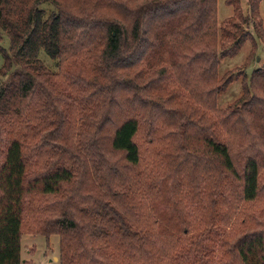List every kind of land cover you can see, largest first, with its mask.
I'll list each match as a JSON object with an SVG mask.
<instances>
[{
  "label": "trees",
  "instance_id": "trees-1",
  "mask_svg": "<svg viewBox=\"0 0 264 264\" xmlns=\"http://www.w3.org/2000/svg\"><path fill=\"white\" fill-rule=\"evenodd\" d=\"M49 1L56 10L42 6ZM65 1L0 0V41L10 40L0 44V264H22L25 223L59 235L60 264H264V220L247 229L241 203L264 195L262 155L238 167L214 129L247 122L212 100L218 0ZM226 1L234 14L222 38L239 45L261 0H249L247 18L241 0ZM41 49L72 68L50 71ZM256 76L264 95V74ZM148 97L187 108L172 133L141 144ZM249 136V150L264 138ZM108 141L134 173L108 179ZM66 183L80 190L69 194L79 214L29 205L27 195L66 192Z\"/></svg>",
  "mask_w": 264,
  "mask_h": 264
},
{
  "label": "rangeland",
  "instance_id": "rangeland-1",
  "mask_svg": "<svg viewBox=\"0 0 264 264\" xmlns=\"http://www.w3.org/2000/svg\"><path fill=\"white\" fill-rule=\"evenodd\" d=\"M65 3L70 6L69 2L66 0ZM75 3V0H73ZM240 11L243 17L247 18L250 16L249 13V0H241ZM218 12H217V25H216V67L215 72L217 74V82L215 84V93L212 96V100L215 103L216 110H224L226 113L235 112V118L245 117L246 115V126L236 125L232 128L216 126L215 130H222L219 133L221 139L226 137L229 138V144L232 148V153L235 158V162L242 168L243 163L246 160L248 154H256L254 150L261 153V177L262 179V191L264 193V138L256 140L252 145V149L249 150L247 144L249 143L250 136L253 134H263L264 127L262 122H264V95H263V85L259 82L254 84L256 75L264 74V0L260 2V11L255 20L246 21L241 23V28L243 30V36H246V40L239 45L235 44L233 37L223 39L224 29L227 32L232 30L230 18L234 14V7L232 4L227 3L226 0H218ZM42 6L50 12L56 10L57 7L51 1L43 3ZM146 24L151 27L152 23L146 21ZM256 28H255V26ZM257 29V30H256ZM0 44L4 47H9L10 40L7 35H4ZM40 57L42 58L45 66L52 72L61 73L63 69H71L72 64L67 61L61 60V58L50 57L44 49H41ZM4 63L3 55L0 52V68ZM162 65V64H160ZM160 67V66H159ZM164 67V64H163ZM164 68L162 72L152 74L151 76H160L164 72L167 74L171 71V67ZM160 69V68H159ZM59 73V74H60ZM3 76L0 72V82L3 80ZM157 79H152V83L146 84L147 95L150 90H152L156 83H159ZM165 82V81H164ZM81 87L83 81H79ZM92 88L86 89V93H89ZM144 95H146L144 93ZM92 96L94 95H87ZM214 97V98H213ZM124 107V106H123ZM174 105H165L161 103L158 99L148 97L144 105V110L142 109V115H140L141 120V134L139 143L143 144L144 139L147 135L156 134L160 139L164 138L167 133H172L176 123L180 121L183 116L179 109H186V105H179L174 108ZM205 108V107H203ZM249 110H252L249 112ZM115 111V109L113 110ZM113 113V112H112ZM123 115L125 116L128 112L123 110ZM252 113V114H251ZM213 114V113H212ZM251 114L255 120L252 123H248L247 115ZM183 121L187 124L186 119ZM166 122V123H164ZM261 126L260 128L258 126ZM226 135V137L224 136ZM242 139L243 143L246 145V149L240 148L238 140ZM241 141V142H242ZM242 146V147H243ZM247 150V151H245ZM108 153L110 157L111 167L108 168L106 175L109 176L108 179H117L114 176L117 172L120 174H126V171L130 169L129 173H134L132 168L126 161L122 158L120 152L114 151L110 148L109 141L105 147V154ZM107 155V154H106ZM150 153L146 151L144 154V159L147 162L150 159ZM67 187V188H66ZM66 192L64 190L58 193L52 194H42L40 192H35L27 195V201L29 205L34 208L35 206L49 207L51 210H63L69 209L70 212L80 213L81 206L79 204L78 197L71 199L70 193L77 190L79 194L78 187L73 184H65ZM243 204L244 214H248V219L245 220L244 226L247 229H254L257 226L253 225L250 221L251 218L258 219L260 221L264 220V195L262 198L251 202H241ZM35 209V208H34ZM30 217H28L27 223ZM214 229L219 230V228H213L211 231L206 230L207 235L210 236V232ZM22 264H60L59 263V250H60V237L58 234H51L50 236H45L41 233L34 232L31 225L25 223L22 238Z\"/></svg>",
  "mask_w": 264,
  "mask_h": 264
}]
</instances>
